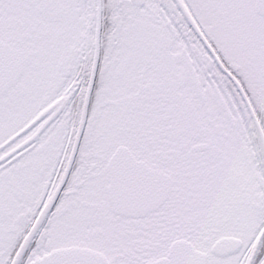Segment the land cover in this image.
Masks as SVG:
<instances>
[{"label": "snow or ice", "instance_id": "snow-or-ice-1", "mask_svg": "<svg viewBox=\"0 0 264 264\" xmlns=\"http://www.w3.org/2000/svg\"><path fill=\"white\" fill-rule=\"evenodd\" d=\"M0 264H264V0H0Z\"/></svg>", "mask_w": 264, "mask_h": 264}]
</instances>
